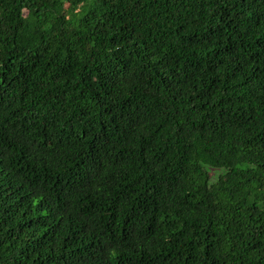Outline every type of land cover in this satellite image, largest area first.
<instances>
[{
  "label": "trees",
  "instance_id": "obj_1",
  "mask_svg": "<svg viewBox=\"0 0 264 264\" xmlns=\"http://www.w3.org/2000/svg\"><path fill=\"white\" fill-rule=\"evenodd\" d=\"M0 264H264V0H0Z\"/></svg>",
  "mask_w": 264,
  "mask_h": 264
}]
</instances>
